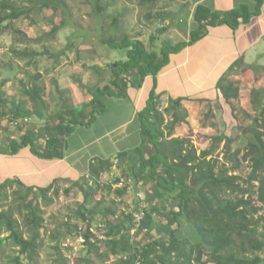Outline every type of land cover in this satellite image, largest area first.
<instances>
[{
  "label": "trees",
  "instance_id": "obj_1",
  "mask_svg": "<svg viewBox=\"0 0 264 264\" xmlns=\"http://www.w3.org/2000/svg\"><path fill=\"white\" fill-rule=\"evenodd\" d=\"M86 1L94 5L95 13L101 15L105 11L98 2L100 0ZM138 1L144 8L157 0ZM254 1V11L245 4L228 12L211 11L205 6H199L194 15L198 25L192 31L189 42L173 44L166 41L157 47L154 44L158 37L154 35L148 47L138 36L128 34L123 35L121 40L112 37L105 39L104 46L109 51H118L120 55L108 59L107 66L111 71L109 82L104 87L88 88L91 101L82 110L74 108L58 111L51 116L55 120L54 126L42 128L32 135L25 134L21 141H12L6 149L0 147V153L10 155L29 147L42 160H61L67 149V138L78 127L93 124L97 115L106 111L105 99H126L129 90L141 89L147 78H152L153 87L146 106L138 113L142 143L129 151L123 160L128 177L134 178L136 182L141 181L143 186L152 187L148 192L149 206L144 208L145 218L140 230H147V241L133 240L132 213H122L115 220L109 218L110 215H116L111 208L103 214L106 223L102 231H106L107 239L102 241L94 234L92 217L96 212L89 205L99 190L111 192L112 187L103 188L100 180L101 174H109L113 166L111 161L95 160L90 165V176L76 185L83 193L82 204L70 218L64 220V226H59L50 234L51 241L56 244L54 248H60L62 238L75 230L86 247V255L77 264H96L91 259L92 254H96L99 264H106L111 257L115 258L113 264H264V259L259 255L264 252V231H260L264 224V216L260 215L264 211V90L251 92L253 108L262 107L263 110L249 127L244 126L247 117L241 121L237 114L233 115L237 127L247 130L240 139L242 147L236 148L237 140L234 136L218 133L206 136L212 145L202 150L189 138L173 137L177 125L190 124L189 114L183 108L184 99L171 100L165 108L164 114L171 120L170 131L165 133L162 128L164 117L161 119L162 113L159 110L161 95L157 93V77L169 65L172 55L203 40L208 36L210 28L228 26L236 32L241 26L250 24L262 15L264 8V0ZM62 6H65L62 0H36L30 1L29 7L15 8L9 1L0 0V31L11 30L24 43L39 44V38H30L15 29L14 23L26 18L35 9L56 12ZM112 27L119 28L116 19H112ZM57 30L59 27L53 28L50 36H55ZM10 52L13 59L18 61L29 58L27 64H35L46 55L57 61L66 54V51L54 54L46 49L38 52L12 48ZM242 63V59L237 61L228 75ZM12 67L13 63H0V74ZM35 78L38 81L42 75L37 73ZM8 82L4 80L0 85V104L8 108L4 116L12 117L15 121H24L34 115L41 119L46 117L44 109L38 111L34 108L30 111L24 108L23 103L16 105L7 99L2 90ZM223 83L224 79L221 88ZM33 89L36 98L42 100V89L37 85ZM209 118L207 115L206 120ZM39 140L42 142L38 143ZM223 142L225 146L222 152L231 166L220 169L219 158L215 153ZM245 163L251 167L247 179L237 174ZM120 180L116 179V184ZM14 184L24 189L15 195L18 202L22 203L17 210L24 216L29 238H25L22 226L13 213L5 209L8 190ZM51 189L52 186L35 189L19 181H0V249L11 244L16 250L18 254L10 259L11 264H24L25 260L32 264L45 247L43 233L48 229L39 199L45 200L46 205L52 204L53 200L48 198ZM126 191L127 188L117 190L120 196ZM255 196L257 199H254ZM71 218L79 224L71 225ZM58 254L61 264H69L61 253Z\"/></svg>",
  "mask_w": 264,
  "mask_h": 264
},
{
  "label": "rangeland",
  "instance_id": "obj_2",
  "mask_svg": "<svg viewBox=\"0 0 264 264\" xmlns=\"http://www.w3.org/2000/svg\"><path fill=\"white\" fill-rule=\"evenodd\" d=\"M7 1L15 8H22L29 7L30 1L36 0ZM62 1L65 3V6H62L61 10L54 12L47 9H35L29 16L14 23L15 29L21 30L32 39L39 38V44L24 43L11 30H4L2 33L0 31V63H13L11 69L1 71L0 74V85L4 80L9 81L2 90L5 93V97L12 100L16 105L23 103L24 108L30 111L34 108L38 111L44 109L46 116L41 119L37 115H34L24 121H15L12 117L3 115L7 113L8 108L0 104L1 148L9 147V144L14 140L21 141L25 134L32 135L42 128L54 126L55 120L54 118L51 119V116L58 111H66L74 108L82 110L91 101L92 97L88 88L104 87L109 82L111 71L107 66L108 59L112 60L115 58L114 56L120 55L118 51H109L104 46L103 41L105 39L112 37L121 40L123 35L128 34L142 38L148 47H150L152 35L162 36V39L165 37L160 34V31H162V27L158 23L160 21L157 19L156 21L146 20L143 10H140L139 14H137L131 0H100L98 2L105 8V11L101 15L95 13L94 5L86 0ZM141 8L143 7L141 6ZM64 9L65 12H63ZM112 19L117 20L118 29L110 28ZM145 23L150 24V26H145ZM55 27H59V30H57L55 36H50L49 33ZM141 33L142 35L139 36ZM161 44V40H156L154 46ZM69 46L71 48H68ZM12 48L38 52L45 51L46 49L52 51L54 54L66 51V54L64 56L61 55L62 57L57 61L46 55L35 62V64H27L30 60L29 58L23 61L13 59L10 52ZM37 73L42 75V78L38 81L35 78ZM35 85L42 89V100H38L34 95L33 87ZM104 101L107 114L98 122V125L115 126L116 123L123 124L127 122L129 113L128 106H122L120 116L116 115L115 118H111L115 109L114 103L118 100L107 98ZM235 104H237V108L240 107L239 100L235 101ZM219 106L217 105V107L212 108L213 110H210L209 114H207V111L210 108L208 109L206 107L205 112L196 118L200 120L206 114L210 116V119L214 118L219 124V133L234 136L237 140L236 148L242 147L243 143L240 139L244 133L241 128L237 127L236 119L233 118V110L230 112V108L227 106L225 100H222ZM165 108L162 101L159 109L162 113L161 119L166 116L164 114ZM239 117L244 118V113H240ZM192 119L190 121V125L192 126L188 130L189 133L195 136L191 138L192 142L200 150L205 148L206 145L211 147L212 144L207 143L209 142L207 139L197 137L196 132H194L195 130H191L192 127L196 128L197 125L195 120L193 119V121ZM164 124L165 119L163 118L162 125ZM162 128L164 127L162 126ZM164 129L165 131L167 130L166 128ZM200 132L199 136L203 138L207 135L215 134L211 130H201ZM202 132H205L206 135H203ZM165 133H168V131ZM180 134H182V131ZM185 134L187 135L188 132ZM41 142L42 140L38 141V143ZM222 151L223 147L215 153V156L219 158V168H229L231 163L224 158ZM116 161L115 159V165L117 164ZM116 166V169L113 167L111 172L102 176L100 180L101 185L104 186L103 188L112 187V190H114L112 195L107 191L103 192V189L102 191L99 190V194H97L95 200L93 199L91 205H89L90 208L96 210L93 217V231L98 237H100L102 229L105 228L106 219L103 214L107 209L111 208L116 212L114 217L110 215L109 218L117 220L118 217L122 216V213H135L134 209L139 211L143 206H149L147 196L148 192L151 191V185L143 186L141 181L136 182L134 178L128 177L125 174L126 168L123 167V170L121 169L123 166L121 162ZM250 173L251 167L248 163H245L242 169L237 171V174L242 175L246 179ZM118 178L121 180L119 184H116L115 181ZM65 184H68V187H65ZM91 184L94 185L93 181ZM70 186L71 183L68 182L61 183L60 186L57 185L56 188H59L58 195L50 194L49 197L53 199V203L50 205H46L45 200L42 198L39 199V205L45 213L44 219L48 230L43 233L45 247L40 251L38 258L32 264H61L58 253H61L69 261V264H77V261L86 255L84 240L75 230H72V234L69 236L62 238L60 248H54L56 244L50 239V234L59 228V226H64V220L70 218L78 210L80 203L83 202L82 194L78 188L71 189L72 191L70 193H66L65 190ZM256 187H258V184H256ZM123 188H127V191L124 195L120 196L117 190ZM16 189L18 188L14 186L8 190V200L4 203L6 205L5 209L13 213L14 217L22 226L25 238H29V232L25 227L24 216L17 210L22 203L18 202L17 196L15 195ZM102 196L106 203L104 205L99 203ZM254 199H257V196ZM258 206L262 207L261 204ZM260 215L264 216V211ZM74 224L79 223L77 220L71 218V225ZM262 226L264 229V224ZM263 229L260 231H264ZM137 236V241L145 242L148 239L147 233H139ZM99 246L103 249L102 245ZM17 254L11 244L5 245L0 249V264H11L10 259L17 256ZM259 255L264 259V252ZM91 259L96 264L100 263L96 254H92ZM114 261L115 258L111 257L106 264H113ZM24 264H29V261L25 260Z\"/></svg>",
  "mask_w": 264,
  "mask_h": 264
},
{
  "label": "crops",
  "instance_id": "obj_3",
  "mask_svg": "<svg viewBox=\"0 0 264 264\" xmlns=\"http://www.w3.org/2000/svg\"><path fill=\"white\" fill-rule=\"evenodd\" d=\"M131 1L137 14L140 10H144L146 20L160 21L158 22L162 27L160 34L165 37L162 39V36H157V41L161 40L162 43L170 41L173 44L190 41L191 33L198 25L194 15L199 6H205L211 11L228 12L242 4L248 5L254 11L256 5L254 0H157L141 8L138 0ZM145 26L149 27L150 24L145 23ZM141 35L142 33L139 34ZM138 39L143 40L140 37ZM241 59L242 65L228 75L232 66ZM222 79L224 83L221 88ZM152 87V78H147L141 89L128 91V98L115 99L118 101L114 103L115 109L111 118L120 116L122 106H128L127 122L116 123L115 126L98 125L103 116H106L107 111H105L97 115L95 122L90 126L78 127L67 138V149L61 160H42L35 156L29 147L23 148L15 155L0 153V181H19L35 189L52 186L48 198L53 200L49 196L52 193L58 195L59 188L56 186H60L61 183H71V186L65 190L66 193L78 188L76 185L90 176V165L95 160L111 161L112 168L115 169L121 162L123 170L126 166L123 160L127 153L142 143L138 113L146 106ZM253 90H264V8L261 16L253 19L250 24L241 26L236 32L228 26L210 28L208 36L203 40L172 55L169 65L157 77V93L161 95L160 102L163 101L164 106L168 107L171 100L184 99L183 108L189 114V123L192 118L197 123L196 128L192 127L191 130H195L196 136L201 139H207L199 136L201 130L219 133L218 122L214 118L206 120V116L210 110H213L212 108L219 106L222 100H225L230 112L232 107L234 114L239 116L240 113H244V118L247 117L244 126L249 127L263 110L262 107L253 108L251 103ZM238 100L239 108L235 104ZM206 107L210 109L205 117L197 119V116L205 112ZM244 118H240L241 121ZM164 119L163 127L167 129L165 132H169L171 120L168 116H164ZM190 124L177 125L174 128L173 137L189 139L195 137L188 131L192 126ZM181 131L182 134H180ZM242 131L246 134L247 130ZM186 132H188L187 135ZM202 134L204 135L205 132ZM207 141L212 144L210 139ZM224 146L225 142L221 147L224 148ZM6 148L8 146L3 149ZM106 174L102 173L101 178ZM14 186L18 188L16 192L24 191L16 184L12 187ZM65 187H68V184H65ZM113 191L109 193L112 195ZM80 193L83 197V193L81 191ZM97 194L99 192H96L95 197ZM99 203L106 204L103 196Z\"/></svg>",
  "mask_w": 264,
  "mask_h": 264
},
{
  "label": "built area",
  "instance_id": "obj_4",
  "mask_svg": "<svg viewBox=\"0 0 264 264\" xmlns=\"http://www.w3.org/2000/svg\"><path fill=\"white\" fill-rule=\"evenodd\" d=\"M164 109V107H162ZM161 108V110H162ZM145 206H143L141 208V210L135 212V213H132L133 215V223H132V230H131V236L133 238V240L137 241V234L139 233H147V230L144 229L142 231L141 230V225H142V222L145 218V210H144ZM106 231H102L101 232V235H100V239L102 241L106 240V235H105Z\"/></svg>",
  "mask_w": 264,
  "mask_h": 264
}]
</instances>
